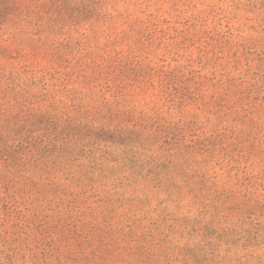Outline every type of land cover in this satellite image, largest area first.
<instances>
[{
  "label": "rangeland",
  "instance_id": "obj_1",
  "mask_svg": "<svg viewBox=\"0 0 264 264\" xmlns=\"http://www.w3.org/2000/svg\"><path fill=\"white\" fill-rule=\"evenodd\" d=\"M0 264H264V0H0Z\"/></svg>",
  "mask_w": 264,
  "mask_h": 264
}]
</instances>
